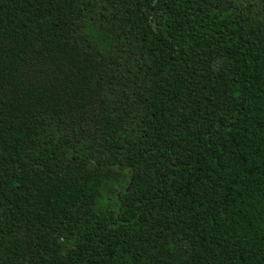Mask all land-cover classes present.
Returning a JSON list of instances; mask_svg holds the SVG:
<instances>
[{
    "label": "trees",
    "instance_id": "16d2710c",
    "mask_svg": "<svg viewBox=\"0 0 264 264\" xmlns=\"http://www.w3.org/2000/svg\"><path fill=\"white\" fill-rule=\"evenodd\" d=\"M0 264H264V0H0Z\"/></svg>",
    "mask_w": 264,
    "mask_h": 264
},
{
    "label": "rangeland",
    "instance_id": "374dc122",
    "mask_svg": "<svg viewBox=\"0 0 264 264\" xmlns=\"http://www.w3.org/2000/svg\"><path fill=\"white\" fill-rule=\"evenodd\" d=\"M122 187V189H125V187L124 186H121ZM112 204H115V202L113 201V199H112ZM111 204V205H112ZM120 211V210H119ZM122 212V211H121Z\"/></svg>",
    "mask_w": 264,
    "mask_h": 264
}]
</instances>
